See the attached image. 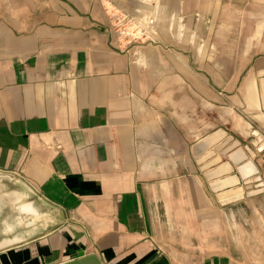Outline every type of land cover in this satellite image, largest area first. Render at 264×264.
<instances>
[{"label": "crops", "instance_id": "obj_1", "mask_svg": "<svg viewBox=\"0 0 264 264\" xmlns=\"http://www.w3.org/2000/svg\"><path fill=\"white\" fill-rule=\"evenodd\" d=\"M156 1L0 0V264H264V0Z\"/></svg>", "mask_w": 264, "mask_h": 264}, {"label": "rangeland", "instance_id": "obj_2", "mask_svg": "<svg viewBox=\"0 0 264 264\" xmlns=\"http://www.w3.org/2000/svg\"><path fill=\"white\" fill-rule=\"evenodd\" d=\"M149 1L145 0L143 4L142 1L137 4L133 0H105V4L107 8H109L107 11L109 13V15H107V22L119 27L123 38L125 40H130L132 44L144 45L152 38L163 39L165 37V30L163 27L164 15L149 14ZM159 4L160 1L154 0V2L150 4L152 7H150L156 9ZM139 7L141 10L133 11V8L139 9ZM176 34L179 36V32ZM8 177L9 176L3 175L2 182H8Z\"/></svg>", "mask_w": 264, "mask_h": 264}, {"label": "water", "instance_id": "obj_3", "mask_svg": "<svg viewBox=\"0 0 264 264\" xmlns=\"http://www.w3.org/2000/svg\"><path fill=\"white\" fill-rule=\"evenodd\" d=\"M60 264H101V262L96 255L90 254L77 259L68 260Z\"/></svg>", "mask_w": 264, "mask_h": 264}]
</instances>
